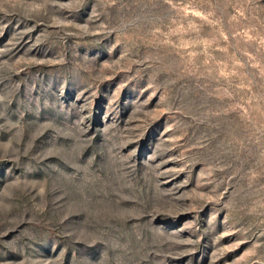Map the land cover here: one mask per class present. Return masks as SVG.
<instances>
[{
	"label": "rangeland",
	"instance_id": "rangeland-1",
	"mask_svg": "<svg viewBox=\"0 0 264 264\" xmlns=\"http://www.w3.org/2000/svg\"><path fill=\"white\" fill-rule=\"evenodd\" d=\"M0 264H264V0H0Z\"/></svg>",
	"mask_w": 264,
	"mask_h": 264
}]
</instances>
